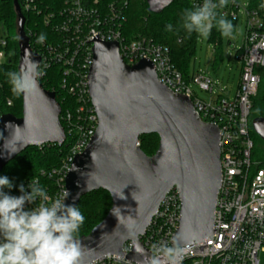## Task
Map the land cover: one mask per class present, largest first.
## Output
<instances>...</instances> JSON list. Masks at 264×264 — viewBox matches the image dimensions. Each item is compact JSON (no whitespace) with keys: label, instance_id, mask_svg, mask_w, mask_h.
<instances>
[{"label":"water","instance_id":"95a60500","mask_svg":"<svg viewBox=\"0 0 264 264\" xmlns=\"http://www.w3.org/2000/svg\"><path fill=\"white\" fill-rule=\"evenodd\" d=\"M146 1L149 11L158 14L174 0ZM14 4L20 68L29 53L37 62L40 56L29 46L18 0ZM89 82L99 123L67 174L65 187L70 196L65 203L78 206L85 195L103 189L110 193L112 205L99 224L78 237L84 247V264L106 255H123L128 240L144 248L140 236L173 188L182 202L174 237L183 236L185 245L212 237L222 179L219 128L201 120L189 97L162 83L151 60L128 65L116 41H95ZM38 84V91L21 95L20 117L6 113L0 118V171L28 147L62 146L66 140L61 104L55 92ZM252 126L264 140V117L254 118ZM151 134H157L160 141L157 151L147 155L138 142L142 135ZM134 247L128 258L142 260Z\"/></svg>","mask_w":264,"mask_h":264},{"label":"built area","instance_id":"2783aa9c","mask_svg":"<svg viewBox=\"0 0 264 264\" xmlns=\"http://www.w3.org/2000/svg\"><path fill=\"white\" fill-rule=\"evenodd\" d=\"M18 2L22 13L33 15L37 27L41 22L50 30L43 44L36 42L39 33L33 29L28 33L25 30L29 46L40 56V67L45 73L39 81L42 85L51 82L48 73L57 68L59 85L74 101V105L68 103L60 115L66 128V140L68 135L71 139L69 150L60 166L41 171L46 182L37 179L48 195L55 199L66 190V177L75 157L86 149L98 128L89 82L95 41H116L120 55L128 65L142 59L151 60L160 81L173 92L189 97L201 120L220 130L222 179L214 234L203 242L185 245L188 252L182 264H264L261 258L264 255V161L253 159L254 141L251 136L254 100L262 81L260 70L264 69V46H259L264 40V6L255 7L252 0L245 8L247 34L243 47L235 52L241 61V75L232 100L222 93L215 95L213 81L201 73L193 72L186 80L173 63L169 48L144 37L128 39L123 32L128 0ZM202 2L192 0V5ZM240 8L239 0H229L228 5L218 11L235 26ZM8 48V34L0 28V69L8 61ZM192 85L211 93V99L199 98ZM7 105L11 106L12 101L8 100ZM2 115L0 113V118ZM30 182L22 183L26 191H30ZM9 195H21L19 187ZM33 206L26 205V208ZM181 216L180 193L173 188L162 200L145 234L140 236L144 248L150 250L151 245L160 240L171 241L179 228ZM133 247V242L128 240L123 246V255H106L89 264H136L128 258ZM117 256L122 259H117Z\"/></svg>","mask_w":264,"mask_h":264},{"label":"clouds","instance_id":"9594fccd","mask_svg":"<svg viewBox=\"0 0 264 264\" xmlns=\"http://www.w3.org/2000/svg\"><path fill=\"white\" fill-rule=\"evenodd\" d=\"M228 2L203 0L202 4L185 8L183 29L207 40L215 27L222 37L234 39L233 22L218 11ZM166 30L172 31V25L167 24ZM46 38L41 33L36 42L43 44ZM259 46H264V40ZM44 74L40 62L34 61L29 53L19 70L8 71L6 76L11 92L27 97L39 90L38 81ZM12 187L8 177L0 176V264H84L85 252L78 233L85 217L77 205L65 203L70 192L65 190L53 199L35 178L28 185L30 191L23 184L19 186V196L3 191ZM26 205L34 206L26 208ZM134 248L143 257L136 264H182L188 252L185 238L179 235L171 241L153 243L148 251L139 245Z\"/></svg>","mask_w":264,"mask_h":264},{"label":"trees","instance_id":"16d2710c","mask_svg":"<svg viewBox=\"0 0 264 264\" xmlns=\"http://www.w3.org/2000/svg\"><path fill=\"white\" fill-rule=\"evenodd\" d=\"M262 5H264V0H253V6L261 7ZM192 6V0H174L169 7L156 14L149 11L146 0H128L126 23L123 28L125 36L130 40L144 37L169 48L173 63L186 80H189L193 74L191 63L194 59L198 37L195 33L187 34L183 29L182 16L183 10ZM23 15L26 18L25 30L27 33L29 29H33L39 34L50 32L49 28H46L39 21L37 27L34 24L35 19L32 14L23 11ZM167 24L172 25V31L166 30ZM0 28L8 34V49L11 53V58L0 69V113H12L20 117L22 115V97L11 92L6 76L8 71L19 70L20 61L18 14L14 0H0ZM210 40L215 45L214 55L218 64L223 58L224 42L223 37L215 27L212 29ZM260 73L262 81L258 95L254 100L252 112L254 116H256L255 112L259 107L264 108V69H261ZM48 76L51 82L43 83V85L49 91L55 90L56 99L61 103L63 111L68 103L74 105L73 98L59 85L60 75L57 68L49 71ZM8 100L12 101L11 106L7 105ZM62 125H64L63 122ZM159 141L160 138L157 134L142 135L139 139L140 147L147 155H153L157 151ZM70 145L71 139L68 135V139L62 146L45 144L38 147H28L0 171V176L8 177L13 183L11 189L4 188L3 191L9 194L22 183L32 180V178L46 182L47 179L41 175V171L52 170L60 166ZM261 161H264V158ZM111 205L112 198L106 190L101 189L85 195L78 205L85 217L78 237L87 235L99 224L108 214Z\"/></svg>","mask_w":264,"mask_h":264},{"label":"rangeland","instance_id":"374dc122","mask_svg":"<svg viewBox=\"0 0 264 264\" xmlns=\"http://www.w3.org/2000/svg\"><path fill=\"white\" fill-rule=\"evenodd\" d=\"M251 2L252 0H239L241 8L238 14V22L235 25V38L227 39L223 37L224 51L221 61L218 64L215 61V45L210 40V35L207 40L198 38L194 59L191 63L192 72L201 73L213 81L215 95L222 93L232 100L236 96L241 75V61L236 57L235 52L242 48L245 42L247 34L245 8H248ZM10 58L11 53L9 52L8 60ZM192 89L199 98L203 100L211 99V93L201 90L199 86L192 85ZM255 114L256 116L252 115L251 122L256 117L264 116V108L259 107ZM251 136L254 141L253 159L261 160L264 158V140L255 132L252 125ZM261 258L264 259V255H261Z\"/></svg>","mask_w":264,"mask_h":264}]
</instances>
